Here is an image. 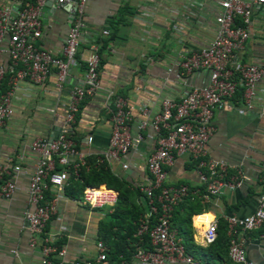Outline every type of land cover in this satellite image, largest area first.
<instances>
[{"label":"crops","instance_id":"0c3cea01","mask_svg":"<svg viewBox=\"0 0 264 264\" xmlns=\"http://www.w3.org/2000/svg\"><path fill=\"white\" fill-rule=\"evenodd\" d=\"M73 1L59 4L56 0H45L41 7V34L37 43L55 55H59L70 23L68 2ZM9 3L10 0H0V6ZM216 11L217 6L210 0H86L85 26L80 31L78 52L85 57L89 44L97 45L99 84L93 95L79 104L71 129L75 148L85 156L93 154L96 157L103 152L109 133L108 92L123 97L134 106H146L152 115L159 110L161 98L177 99L189 85L206 83V69L184 74L167 68L172 61L178 60L177 54L183 47L197 48L208 42L216 26ZM102 29L108 34H102ZM250 29L238 53L239 60L264 66L263 11L253 14ZM1 60L7 63L5 53ZM83 71L82 62L70 67L60 93L54 90L52 74L46 76L43 87L25 78L15 84L11 97L12 115L0 126V162L17 163L21 171L11 197L0 200V264H40L37 248L27 243L23 220L27 207V179L39 157L30 150L29 143L35 137L51 138L57 134L67 101L66 90L81 84ZM4 80L5 84L1 85L4 87L0 86L3 90L7 89L6 78ZM263 90L264 78L256 84L258 98ZM211 123L214 130L205 145L206 156L227 164L228 174H234V167H239L246 179L237 187L223 190L219 196L202 199L207 207L191 215L192 241L203 248L206 246L202 245L201 232L208 220L214 218L224 222L227 215L250 213L264 188V112L255 107L245 111L241 101L233 96L226 107L213 113ZM88 135L92 137L90 143L86 142ZM151 149L150 136L144 132L136 151L121 158L129 162V167L122 169L120 163L113 160L108 164L109 169L115 176L136 185L146 176L145 160ZM166 178L168 184L201 187L194 162L187 153L173 158ZM68 182L67 179L60 193L48 190L44 195L45 200L55 198V213L45 230L61 240L58 249H62L61 258L66 264L77 258L95 256L93 243L96 239L104 242L99 228L104 214L112 207L89 208L81 202V194L77 192L72 196L68 192ZM72 191L76 193L75 189ZM139 202L141 199L135 197L134 203L138 205ZM195 216H201L197 222ZM119 237L113 235L111 240H120ZM243 246L247 262L264 264V225L246 232ZM107 260L108 264L115 263L113 259ZM198 263L228 264L218 257Z\"/></svg>","mask_w":264,"mask_h":264},{"label":"built area","instance_id":"2783aa9c","mask_svg":"<svg viewBox=\"0 0 264 264\" xmlns=\"http://www.w3.org/2000/svg\"><path fill=\"white\" fill-rule=\"evenodd\" d=\"M44 1L10 0L9 4L0 6V84L6 78L7 85V89L0 92V126L12 115L11 97L18 80L25 78L43 87L46 76L52 74L54 90L60 93L69 68L82 62V82L66 90L67 101L64 113L60 115L61 126L57 134L51 138L35 137L29 143L30 150L39 157L27 179V207L23 211L27 243L37 248L40 264H66L61 258L62 249L55 245L57 235L45 230L49 218L55 213V198L45 200L44 195L48 190L60 193L69 176L67 168L70 167L76 175L79 166L84 164L85 155L75 148L70 130L80 102L93 95L98 87L99 56L95 43L89 44L85 57L78 52L80 31L85 26L86 0L68 2L70 23L59 55L41 47L37 40L41 34L40 14ZM210 1L217 6L214 14L216 26L210 39L197 48L183 47L177 54L178 60L172 61L167 68L184 74L206 69V83L189 85L177 99L161 98L159 110L152 115L144 105L134 106L117 94L107 93L109 133L106 146L95 157V162L104 161L108 166L115 160L122 169H127L129 162L121 158L136 151L144 132L150 136L152 145L145 160L146 176L135 185L144 198L145 210L136 225L134 236L137 240L132 260L125 263L120 258L112 264H168L177 261L199 264L184 252L175 229L170 225L177 204L183 198L200 192V187L167 183V168L176 155L187 153L193 160L198 181L203 187L201 198L205 201L219 196L225 189L239 186L246 179L239 167H234V174H228L227 164L206 156L205 145L214 130L211 123L213 113L226 107L237 91H240L245 111L255 107L264 112V90L259 98L256 95V84L264 78V66L242 63L238 55L250 35L253 14L264 12V0ZM56 2L62 4L66 0ZM101 33L107 35L108 31L102 29ZM2 53L7 56L6 64L1 60ZM49 111L55 114L53 109ZM91 138L88 135L86 142L90 143ZM20 171L17 163L9 160L0 162V200L11 197ZM98 187L84 186L81 202L89 208L112 206L118 199L117 191L103 185L106 192H100L96 191ZM224 221L229 237V261L232 264H250L245 259L244 235L264 225V188L257 195L255 208L250 213L227 215ZM216 226L214 218L205 223L201 232L203 246L214 241ZM144 236L148 247L143 246ZM93 246L94 257L77 258L70 264H108L107 246L99 239ZM54 255L58 257L54 259Z\"/></svg>","mask_w":264,"mask_h":264},{"label":"trees","instance_id":"16d2710c","mask_svg":"<svg viewBox=\"0 0 264 264\" xmlns=\"http://www.w3.org/2000/svg\"><path fill=\"white\" fill-rule=\"evenodd\" d=\"M4 84L5 80H2L0 86ZM1 87L0 92H3ZM234 96L240 100V91H237ZM70 137L72 138L71 130ZM84 160V164L77 169L76 175L73 174L70 167L67 168L69 173L68 192L72 196H76L77 192L81 194L82 188L86 185L99 186L100 189H103L104 185L117 191L118 199L112 205L111 211L104 214L105 217L101 221L99 231L102 234L103 243L107 246V259L117 262L122 258L125 263H130L134 252V243L137 240L134 236L136 225L139 216L145 210L144 198L135 185L129 184L124 178L115 176L104 161L96 163L93 154L86 155ZM55 169L58 170L59 166L56 165ZM72 189H75L76 193ZM199 190L200 192L196 195L185 197L177 204L172 213L170 225L181 240L184 252L193 259L208 262L211 258L218 257L221 261L232 264L227 255L229 237L226 235L225 221L217 219L216 237L206 248L196 245L192 241L190 217L193 214L201 213L207 207L201 198L203 187H200ZM135 197L141 199L138 205L134 203ZM200 217L195 216L196 222ZM113 235H120V240H111ZM143 240V246L148 247L147 237L144 236ZM55 245L59 248L61 240H56Z\"/></svg>","mask_w":264,"mask_h":264},{"label":"rangeland","instance_id":"374dc122","mask_svg":"<svg viewBox=\"0 0 264 264\" xmlns=\"http://www.w3.org/2000/svg\"><path fill=\"white\" fill-rule=\"evenodd\" d=\"M105 207H111V206H107V205H104ZM104 206H103V208H104ZM103 208H101V209H103ZM101 209H99V210H101Z\"/></svg>","mask_w":264,"mask_h":264},{"label":"bare ground","instance_id":"6f19581e","mask_svg":"<svg viewBox=\"0 0 264 264\" xmlns=\"http://www.w3.org/2000/svg\"><path fill=\"white\" fill-rule=\"evenodd\" d=\"M96 191H100V188H97Z\"/></svg>","mask_w":264,"mask_h":264}]
</instances>
